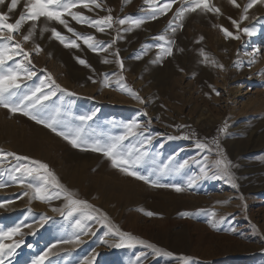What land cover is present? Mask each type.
Masks as SVG:
<instances>
[{
	"label": "rangeland",
	"instance_id": "obj_1",
	"mask_svg": "<svg viewBox=\"0 0 264 264\" xmlns=\"http://www.w3.org/2000/svg\"><path fill=\"white\" fill-rule=\"evenodd\" d=\"M238 1L240 8L228 0H209L221 14L197 9L182 19L175 13L183 0H174L157 19L150 15L159 0H96L100 7L90 4L91 11L72 9L91 19L111 14L112 27L103 32L63 17L76 32L100 41L105 51H93L63 25L43 17L28 41L23 36L31 21L13 34V41L0 40V46L7 43L13 53L16 43L23 48L20 54L9 53L13 58L0 68L12 69L18 77L13 104L33 111L24 97L38 87L47 93L52 87L50 75L75 95L57 91L44 102L42 118L54 117L58 131L82 129L85 147L96 140L110 142L126 133L125 125L135 122L139 125L133 129L135 134L122 142L125 152L138 149L133 155L141 156L131 170L161 185L182 188L177 192L172 187H154L129 176L102 153L74 148L21 111L0 107V232L19 228L11 239L2 241L14 246L11 255L0 257L5 264H34L40 257L43 264H264V5L250 9L241 23V28L253 31L248 35L237 33L228 19H240L248 0ZM25 2L20 0L9 22L24 11ZM6 11V5L0 6V12ZM125 18L123 25L115 22ZM138 19L144 23L136 27L132 22ZM221 25L239 39L225 38ZM44 28L49 30L41 31ZM52 28L67 40H76L79 47H65L52 36ZM158 44L171 47L172 55L163 53ZM116 53L123 70L116 63ZM105 59L109 62H102ZM237 88L241 92L233 94ZM93 113L87 122L78 119ZM183 128L186 133H179ZM197 142L207 147L201 149ZM7 153L47 164L71 198L99 210H85L96 219L72 211L66 194L57 197L60 190L51 185H47L51 199L36 198L28 185L37 187L43 181L16 172L20 164L30 162ZM222 157L232 164L236 188L220 178L214 166ZM148 211L156 215L149 217ZM100 213L107 216L112 231L107 222H100ZM77 221L83 227H77ZM116 228L162 252L139 243L116 247L121 243Z\"/></svg>",
	"mask_w": 264,
	"mask_h": 264
},
{
	"label": "snow or ice",
	"instance_id": "obj_2",
	"mask_svg": "<svg viewBox=\"0 0 264 264\" xmlns=\"http://www.w3.org/2000/svg\"><path fill=\"white\" fill-rule=\"evenodd\" d=\"M147 2V0H146ZM174 0H159L157 3V6L152 9L150 18L151 19H157L159 15L166 14L172 7ZM229 4L236 8H240L241 5L237 2V0H228ZM20 3V0H10V3H6V0H0V6L6 5L7 11L6 12H0V40L4 41H13V34L20 31L22 25L27 22L31 21L32 26L29 28L26 35L23 36L24 41H28L31 36L33 35V32L36 28V22L40 20V18H45L48 21H55L61 25H63L68 32H71L74 36L77 37V39H82L83 43L87 45L90 49L93 51H105V49L101 46L100 41H96L95 37L91 35H83L81 33H78L69 26V23L66 19L63 17L65 15L70 16L72 20L76 21L79 24H85L89 27L95 28L98 32H103L105 28H111L112 24L114 22V18L111 14L100 17L99 19H91L90 17H87L83 15L81 12L78 11H72V9L83 7L84 9H87L91 11L90 4L95 5L96 7H100V5L96 2V0H26L24 4V11L20 13L18 18L15 19V22H9L11 17L10 13L15 11L18 8V5ZM257 4L264 5V0H248V2L243 6V10L240 15V19H232L231 17H228L233 27L236 29V32H243L248 35H252L253 31L249 27H243L241 28V23L247 19V13L250 9H252ZM197 9L205 12H213L216 14H221L220 9L211 5L209 0H183V3L179 8H177L175 17L177 19H182L184 14L187 12H195ZM110 12V10H109ZM115 22H118L119 24L123 25L126 23L125 19H118ZM134 26L139 27L142 23H144L143 20H135L132 22ZM172 21H169V27H171ZM182 26V25H181ZM221 32H223L225 38H232V39H239V35L236 33H233L229 31L228 29L224 28L222 25L219 26ZM49 29L44 28L41 29V31H48ZM5 31L7 32V35H5ZM52 36L58 39L62 44H64L65 47H79V44H77L76 40H67L60 32H58L55 28L50 29ZM172 31H175V28H172ZM157 39L164 41V36H159ZM200 39H203L201 37ZM115 41H113L114 43ZM167 43L170 45L173 43V41L169 40ZM110 47V45H109ZM158 48L161 49V51L167 55H172V48L171 47H164L163 45H157ZM15 51L13 53V49L9 47L7 43H5L3 46H0V68L5 64L7 60H11L12 54H20L23 52V48L21 47L20 43H16ZM41 49L39 46H36V52L39 53ZM202 55H203V50ZM25 57H28V53H24ZM117 60L116 63L120 66L121 70H123V62L119 59V54L116 53ZM161 57L158 56L157 59L159 60ZM78 62L82 65H87V62L83 59H80L79 57L76 58ZM207 60V57H205ZM31 61H29L30 63ZM104 63H108V60L102 61ZM155 62V61H154ZM212 63H215L212 61ZM19 67V65H18ZM221 69H223V65H219ZM31 76V73H30ZM17 75L12 69H8L7 72H4L0 70V107H6L10 112H17L21 111L22 114L28 116L30 119H33L38 124H42L43 126L51 129L53 132H55L57 135L61 136L65 140L68 141L74 148H82V150H91L93 152H100L102 153L106 158H108L111 161V164L113 167L119 168L120 171L124 172L125 174L135 177L136 179L143 180L145 183H151L154 187H172L175 191L180 192L182 191V188L178 185H161L156 181H150L148 177L141 175L139 172L133 169L140 161L141 156H135L133 155L134 151H139L138 149H129L127 152L123 150V144L122 142L125 141L129 135H134L133 129L138 128L139 125L135 122L131 124H127L124 127L126 128V133L120 136H116L113 138H110V142H101L100 140L94 141L92 144L87 145L85 147L86 142L82 138V129L77 128L74 130H69L67 132L65 131H58L56 128L57 121L54 117L50 118H42L43 112L47 105L44 103L45 101L50 100L52 96L56 94L57 91L64 92L69 96L75 95L74 93L68 92L66 89L61 88L59 84H56L54 80H52L51 76L49 75L47 79L51 81L52 87H50V90L47 93H44L42 91L41 87H38L35 89V91L31 92L30 96H25L24 99L29 100V104L27 107L33 109V111H26L24 108L20 107V105L13 104L11 102V97L14 96L16 93L12 91L15 88H18L19 85L17 84ZM119 79L122 81L124 78L123 76H120ZM95 83V81H93ZM42 82V86H43ZM122 88H124L126 91L129 92L140 103H144V101L140 98V96L133 92L130 88H127L125 85H122ZM213 91H216L213 89ZM39 93V95H37ZM7 94V95H6ZM217 95H219V92H216ZM23 103V101H21ZM95 113L92 115H83L80 116L78 119L84 123L93 118ZM144 115H147L145 112ZM220 132H224L225 129L221 128L219 130ZM217 148L219 149L218 154H222L223 149H220L219 143H216ZM197 147L201 149H205L207 146L204 143L197 142ZM210 150V149H209ZM2 151V150H0ZM9 156H14L18 161H29L30 165L28 164H20L15 171L16 172H22L24 174H27L29 176L35 175L40 180L43 181L42 184H40L37 187H34L32 184H29V188H33L36 198L44 201L49 200L52 198V196L49 194V190L47 185H51L54 188H57L60 190V192L56 193V196L59 197L60 193L63 192L66 194L68 198V205L72 208V211H81L85 212V210H92V212H98V209H94V207L89 204L85 200H79V199H73L72 194L68 193L67 190L64 188L63 185L59 183V180L55 176V174L49 169L48 165L36 160H31L29 157H21L16 155L15 153H7ZM143 155V154H141ZM207 159V158H205ZM214 166L218 169L220 178H226L229 183H231L233 188L238 187V185L235 182V177L230 171L232 164L230 161L227 160L226 157H222L220 159H217L214 161ZM183 167V165L181 166ZM202 172H204V169H201ZM207 175V173H204ZM13 180L17 179L16 176L12 177ZM194 182V181H193ZM3 186V185H0ZM27 195V193H25ZM53 211H57V209H53ZM71 215V212L69 213ZM147 216L152 217L156 215L155 213L148 211L145 213ZM182 215H189L188 213H183ZM213 215H215L213 213ZM85 218L88 220L96 219V216L92 215L89 212H85ZM100 222L105 223L107 222L109 224V231H112L113 226H111L110 221H108V218L105 214L100 213ZM213 226H215L213 224ZM77 227H83L80 221H77ZM19 231V228L12 229L9 232H0V257H4L6 255H11L14 251V246L5 244L2 241L4 239H11V237ZM108 233H105L107 235ZM115 234L118 235L121 238V243L116 244V247H121L123 243L127 242L128 246L131 247L133 243H139L144 244L148 248H152L155 252L158 254L162 252L161 249L156 248L154 245L147 243L146 241L139 240L136 237H133L130 233H125L119 230V228L115 229ZM19 245H15V247H18ZM164 255H172L170 252H163ZM44 257L38 258L36 261H34V264H43ZM0 264H5L4 259L0 258Z\"/></svg>",
	"mask_w": 264,
	"mask_h": 264
},
{
	"label": "bare ground",
	"instance_id": "obj_3",
	"mask_svg": "<svg viewBox=\"0 0 264 264\" xmlns=\"http://www.w3.org/2000/svg\"><path fill=\"white\" fill-rule=\"evenodd\" d=\"M237 1H238V0H237ZM238 2H239V1H238ZM225 8H227L226 10H231L230 7H229L227 4H225ZM223 82L226 84V79H225V78L223 79ZM225 84H224V85H225ZM239 92H241V90H240V88H237L236 91L233 92V94H235V93H239Z\"/></svg>",
	"mask_w": 264,
	"mask_h": 264
},
{
	"label": "trees",
	"instance_id": "obj_4",
	"mask_svg": "<svg viewBox=\"0 0 264 264\" xmlns=\"http://www.w3.org/2000/svg\"><path fill=\"white\" fill-rule=\"evenodd\" d=\"M187 129L186 128H183V129H179L178 132L179 133H186Z\"/></svg>",
	"mask_w": 264,
	"mask_h": 264
}]
</instances>
